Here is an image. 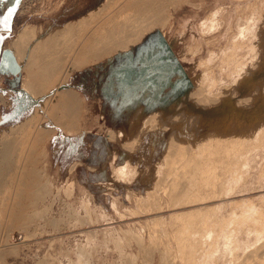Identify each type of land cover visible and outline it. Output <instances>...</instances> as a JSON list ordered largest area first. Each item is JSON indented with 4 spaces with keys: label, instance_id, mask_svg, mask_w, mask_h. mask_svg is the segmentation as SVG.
Here are the masks:
<instances>
[{
    "label": "rangeland",
    "instance_id": "obj_1",
    "mask_svg": "<svg viewBox=\"0 0 264 264\" xmlns=\"http://www.w3.org/2000/svg\"><path fill=\"white\" fill-rule=\"evenodd\" d=\"M4 3L7 5H0V141L10 138L8 131L16 135V129L10 128L36 108L32 94L23 89L26 70L13 46L19 30L25 23L33 26L40 40L89 11L108 13L112 0ZM262 39L264 0H182L171 7L167 21L146 30L128 48L73 69L63 85L79 103L72 129L51 130L34 120L26 126L45 135L35 161L41 178L34 185L43 190H38L35 204L24 198L26 205L20 208L28 216L25 223L0 233V242L4 241L0 243L1 263L187 264L177 236L193 220V226L180 237L186 242L181 250L185 255L190 252L195 264H200L212 241L201 235L202 218L215 222L232 211L246 210L249 201L264 208V103L260 104L256 88L248 81L250 65L257 63L255 45ZM263 60L264 51L260 63ZM122 66L128 70L125 83L134 85L135 92L130 105L120 109ZM173 75H178L174 81ZM261 77L263 87L264 71ZM194 93L205 99L197 95L200 103L196 104ZM220 93L224 96L213 103ZM186 95L189 99L183 101ZM183 102L185 107L191 104L205 113L191 146L194 154L208 156L205 146L214 149L224 139L247 135L255 141L246 139L242 145L244 163L232 162L231 170L239 169L242 174L226 181L228 188L233 187L229 192L213 195L205 190L206 200L170 205L165 189L174 176L167 173L171 165L165 163L163 149L176 121L189 118ZM19 103L23 108L13 116ZM142 107L141 112L136 111ZM258 110L259 119L249 132L247 127ZM212 130L214 140L206 143ZM133 138L136 143L130 142ZM181 160L174 164L179 170ZM154 201L157 205L149 206ZM261 234L258 239L246 224L239 226L234 235L238 244L234 258L218 252L213 264L244 258L245 252L264 239V230Z\"/></svg>",
    "mask_w": 264,
    "mask_h": 264
},
{
    "label": "bare ground",
    "instance_id": "obj_2",
    "mask_svg": "<svg viewBox=\"0 0 264 264\" xmlns=\"http://www.w3.org/2000/svg\"><path fill=\"white\" fill-rule=\"evenodd\" d=\"M180 1L182 0H112L111 9L108 13L99 15V12L96 10L89 11L86 15L73 22H68L60 28H56L53 32L46 33L43 37L40 35V37H42L40 40L36 36L37 33H35L33 26H28L25 23L19 30L13 42V46L14 50L19 53L18 59L22 62L26 70V75L23 80V89L32 94L36 103V108L29 117L10 128L12 131L16 129L14 132L16 135L12 136V132L8 131L10 138L8 134H5L8 139L0 141V233L2 230H6L8 233L12 228L27 221L28 216L24 214L22 211L24 208H20V206L26 205L24 201L26 197L32 199V203L29 202L30 204H35L33 201L38 199L36 194L41 188V185L38 190L34 187V185L38 184V179L41 178L35 161L40 143L45 135L36 133L35 130L32 131L31 128H26L27 124L31 122V120H34L37 124L44 123V125L40 126L51 130L58 127L72 129L75 125V119L77 115H79V103L77 104V97H74V94H72L73 91L70 92L63 86L69 73L73 69L80 68L87 63L98 61L102 56H110L114 51H120L126 49V47L128 48L134 41L140 39L141 35L143 36L146 30L167 21L170 16L171 7L178 5ZM5 4L4 0H0V5L3 6ZM210 22L212 23L211 20ZM202 24L207 25L208 23L203 21ZM32 39L36 41H32ZM254 51L256 52L255 56L257 57V63L254 66L250 65L248 70V81L253 83L251 87L256 88V95L261 99L260 104H263L264 86L262 87L261 85L263 82L261 75L264 71V62L260 63V57H262V52L264 51V39H262V42L255 45ZM122 67L124 68V66ZM121 70L120 84H123L124 88L122 87L120 100L118 99L120 109L125 105H130L135 92L134 85L131 86L126 84L127 80L125 83L126 72L128 70H126V68ZM177 78L178 75H173L171 80L174 81ZM171 83L170 81V84ZM60 85L62 86L61 88L59 87ZM139 90L141 89L139 88ZM197 90H200V86L199 88L197 87ZM197 90L193 91L197 93ZM154 92L156 94V91ZM189 92L190 91H188V93ZM188 93L186 92V94ZM196 93H194L195 95H193V98L196 96L194 101L197 100V104L198 102L200 103V101L197 99V95L199 94ZM199 93L201 94V92ZM191 94H193V92L189 94L190 97H192ZM223 96L224 95L221 94L220 96L217 95L216 98L213 97V99L215 98L213 103L214 101L217 102L218 99ZM187 98L188 95L183 97V101ZM210 98H212V96L208 98L209 101H212ZM199 99L203 100L205 98H203V95H199ZM186 102H183V106ZM179 104L182 105L181 102ZM21 107L22 105L20 103L17 104L11 114L15 116L17 113H20ZM177 108L181 109L179 106ZM141 109H143V107L135 110L140 111ZM185 110L184 113L185 115L189 113V118L187 119L186 116H183L184 119H181L180 114L177 116L180 119L178 122L176 121L178 119L175 120L176 125L172 127L168 134L163 149L165 163L171 165L170 167L168 166L169 169L166 168L165 170L167 171L168 169L170 173H167H172L174 176L172 183L169 184L168 187L166 186L167 190L165 189L167 199H169L171 203H169L170 205H180L185 203L184 200H191L193 201L192 203L196 200H206L205 190H210L213 195L229 192L233 187L228 188L226 181L228 179L238 178L242 174V171L239 169L236 171L231 170L232 162L237 161L239 163H244V155L241 147L246 139L252 142L255 141V138L251 140L247 135L236 140H234V138L230 140L224 139L222 142L218 143V146L214 149L209 144L205 146L208 156H198L194 154L191 146L195 144V140L198 137L201 115L203 116L205 113L202 111L203 109L197 108L191 104L186 105ZM259 111L260 110L253 114L254 122L250 123L247 127L249 132H251L252 126L256 124L257 119H259ZM120 113L122 114L121 110ZM175 116L171 117L174 119L176 118ZM171 117L170 121L173 122ZM234 117L237 118L236 115ZM77 123L78 122H76V124ZM146 123L148 124V122H145V124ZM185 128L187 129L186 133ZM18 132L21 133L20 136L17 135ZM213 134H215L214 130L210 133L211 137L208 138L209 141L206 143H211L212 140H214L212 138ZM136 138L131 139L130 142L136 143ZM263 142L264 140L262 143ZM178 158L182 159L179 165L181 167L180 170L178 166L174 165ZM180 179H183V182L180 181ZM157 203V201H154L150 203L149 206L157 205ZM245 207H247L246 210L244 209L238 212L232 211L226 218L222 217L220 220H215V222L208 220L206 216L202 218V228H204V231L201 232V235L205 239L212 237V241L208 242L209 247L199 260L200 264H213L212 260L214 254L218 252L221 254L229 253L234 258L235 249L238 248L237 239L234 236L235 230L243 224L251 228L258 239L262 237L261 233L264 230V208L255 206L251 204L250 201ZM194 222L195 221L192 220L184 224L180 230L182 234L177 236V246L184 255L187 264L198 263L193 259L194 257L190 252L185 255L181 250L182 247H186V242L181 239V235L185 234L187 228L192 227ZM4 231L2 233H4ZM6 235L8 234H5V236ZM1 238L3 237L1 236ZM6 239L7 238H3L5 241ZM214 242H217V244L211 248ZM157 244H159V242H157ZM2 245H5V243ZM11 249H13V247ZM245 253H247V255ZM245 253L243 254L245 257L240 258L242 260H236L230 256L233 259V262H231L233 264H264V239H261V242H259L256 247H252V249ZM161 259L162 257L160 260ZM1 261L0 264H4L1 263ZM161 262L162 261H160V263Z\"/></svg>",
    "mask_w": 264,
    "mask_h": 264
},
{
    "label": "snow or ice",
    "instance_id": "obj_3",
    "mask_svg": "<svg viewBox=\"0 0 264 264\" xmlns=\"http://www.w3.org/2000/svg\"><path fill=\"white\" fill-rule=\"evenodd\" d=\"M9 11H11V9Z\"/></svg>",
    "mask_w": 264,
    "mask_h": 264
}]
</instances>
